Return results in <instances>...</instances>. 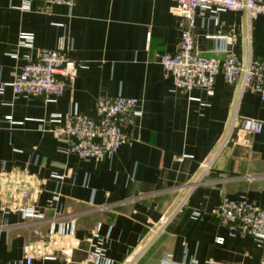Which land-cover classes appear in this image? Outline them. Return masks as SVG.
I'll use <instances>...</instances> for the list:
<instances>
[{
  "label": "crops",
  "instance_id": "1",
  "mask_svg": "<svg viewBox=\"0 0 264 264\" xmlns=\"http://www.w3.org/2000/svg\"><path fill=\"white\" fill-rule=\"evenodd\" d=\"M184 29L171 0L36 2L29 10L0 0V264H87L91 253L101 254L94 264H124L202 170L226 133L237 88L222 76L212 96L175 87L161 60L180 50ZM23 36L32 38V50L19 47ZM192 36L202 57L235 53L244 61L248 44V55L264 60V16L249 22L244 13L207 12ZM40 50L65 52L76 63L73 85L60 98H16L11 85L24 56ZM117 97L137 100L142 112L129 141L112 158L65 154L53 132L70 115H93L99 101ZM238 116L262 122L261 134L236 125L136 264L165 257L175 264L264 263L251 238L232 236L211 215L223 198L264 207V105L247 93ZM33 188L40 195L23 200L21 192ZM30 201L45 220L17 213Z\"/></svg>",
  "mask_w": 264,
  "mask_h": 264
},
{
  "label": "built area",
  "instance_id": "2",
  "mask_svg": "<svg viewBox=\"0 0 264 264\" xmlns=\"http://www.w3.org/2000/svg\"><path fill=\"white\" fill-rule=\"evenodd\" d=\"M25 10L36 2L45 5L73 6L75 0H19ZM175 10L183 17L185 29L181 35L180 50L172 55H165L161 65L169 74L177 89L185 92L204 90L213 95L215 79L222 76L226 82L239 89L237 103L229 132L220 147L229 144L237 124L246 130L261 134L263 123L255 120L240 119L238 105L247 93L255 94L264 105V60L255 59L251 54L244 62L237 54L230 53L224 60L209 59L195 51L192 29L196 19L210 12L217 16L222 12L244 13L251 22L264 16V0H171ZM20 48L33 49V40L23 36ZM76 72V63L62 51L40 50L37 54L24 56L23 65L19 68L11 85L16 98L38 99L63 97L72 87ZM3 86H0V92ZM142 112L137 100L124 97L104 99L98 102L93 115H70L64 121L62 129L53 132L55 140L65 145L63 152L78 156L83 160L112 158L130 139V129L135 119ZM12 125V118H6ZM219 149V150H220ZM211 161L203 165L198 183L202 181L209 169ZM26 173V170H23ZM38 188L25 189L21 192L23 200H33L40 195ZM54 198L58 199L57 195ZM6 212L5 208H1ZM24 220H45L43 213L37 210L31 201L16 208ZM220 224L227 227L232 236L251 238L259 249L264 252V207L246 200L232 201L223 198L219 207L211 212ZM162 230V228H161ZM160 230V231H161ZM150 243L141 254L154 241ZM223 239L217 244L222 245ZM140 254V255H141ZM132 264H136L138 258ZM101 258L99 253H91L87 264H94ZM31 264V261H28ZM161 264H175L171 258L165 257ZM188 264H196L194 261ZM213 264V263H208ZM264 264V263H263Z\"/></svg>",
  "mask_w": 264,
  "mask_h": 264
},
{
  "label": "water",
  "instance_id": "3",
  "mask_svg": "<svg viewBox=\"0 0 264 264\" xmlns=\"http://www.w3.org/2000/svg\"><path fill=\"white\" fill-rule=\"evenodd\" d=\"M247 40V38H246ZM247 42V41H246ZM248 43V42H247ZM248 58V44H246V48H245V53H244V62L247 61ZM238 92L239 89H237L236 92V97H235V104H234V109H233V113L235 110V106L237 103V97H238ZM232 118H233V114L231 115L230 121H229V125L228 128L226 130V133L222 139V141L219 143V145L217 146V148L215 149L213 155L205 162L204 165L208 164L211 159L216 155V153L219 151L220 147L222 146L228 132L231 126V122H232ZM202 173V170L197 174V176L194 178V180H192V182L183 189L182 193L180 194L179 198L176 200V202L172 205V207L169 209V211L166 213V215L163 217V219L160 221V223L154 228V230L149 234V236L145 239V241L143 242V244L138 248V250L135 252V254L128 260L126 261L124 264H132L136 258L141 254V252L145 249V247L150 243V241L153 239V237L155 236L156 233H158L161 228L165 225V223L171 218V216L174 214V212L178 209V207L181 205L182 201L185 199V197L187 196L188 192L190 191L191 188H193L195 185L198 184V179L200 177Z\"/></svg>",
  "mask_w": 264,
  "mask_h": 264
}]
</instances>
